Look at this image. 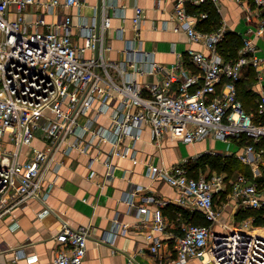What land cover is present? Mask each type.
<instances>
[{"label": "built area", "instance_id": "obj_1", "mask_svg": "<svg viewBox=\"0 0 264 264\" xmlns=\"http://www.w3.org/2000/svg\"><path fill=\"white\" fill-rule=\"evenodd\" d=\"M235 1L242 23L236 57L226 59L218 51L224 20L212 30L197 24L208 16L199 5L211 3L221 12V0H175L174 29L206 50L188 47L165 66L135 46L144 17L139 5L134 6V35L126 39L124 55L106 60L113 0H100L99 18L96 11L76 25L64 9L80 0H0V215L43 198L46 172L60 165L57 152L76 148L88 153L96 136L108 140L111 147L103 162L109 176L114 156L136 160L124 139L138 138L148 125L156 145L166 135L184 143L233 142V152H207L236 156L252 171V176L236 172L227 178L199 169L192 175L188 164L203 152L170 166L147 163L148 176L176 188L178 201L191 204L208 222L181 224L173 264L189 258L203 264H264V231L256 230L250 219L228 225L216 204L224 195L233 197L240 209L264 207V184L258 180L264 175V0ZM123 29L117 27L116 35L122 36ZM248 73L253 74V110L239 96V82ZM102 114L109 117L106 126L97 124ZM36 138L45 145H33ZM141 189L136 187L127 202L147 219L149 208L133 199ZM151 201L165 203L154 197ZM152 217L146 238L156 252L162 242L154 232L164 228L159 206ZM88 237V226L72 228L64 221L55 236L59 247L52 264H82Z\"/></svg>", "mask_w": 264, "mask_h": 264}, {"label": "crops", "instance_id": "obj_2", "mask_svg": "<svg viewBox=\"0 0 264 264\" xmlns=\"http://www.w3.org/2000/svg\"><path fill=\"white\" fill-rule=\"evenodd\" d=\"M99 1L80 0L78 5L64 11L73 15L76 25L79 20H88L96 13ZM113 2L116 8L110 10L111 26L107 35L111 47L104 53L106 60H119L124 55L126 39L134 35L131 18L135 5L144 8L135 46L150 52L157 62L169 66L188 47L206 50L203 44L190 42L183 31L174 29L175 0ZM221 2L226 29L240 30L238 4L234 0ZM120 26L124 28L122 36L116 35V28ZM75 29L78 31L77 27ZM76 41L80 42L81 37ZM147 78L153 79L151 76ZM109 122L108 115L102 114L97 124L106 126ZM94 143L96 145L88 153L76 148L65 153L57 152L55 159L60 165L57 170L51 168L46 172L43 198L29 199L0 215V264H52L59 247L55 236L64 221L72 228L88 226L87 252L82 264H173L181 224L194 223L198 220L196 215L200 214L201 218L202 214L191 204L179 202L177 198L181 194L172 185L148 176L147 163L170 166L187 157L191 159L208 150L199 148L203 141L184 143L166 135L156 145L151 140L150 127L143 125L138 138L124 139V146H127L128 153H134L136 160L130 156H114L115 164L109 176L103 160L111 143L98 136ZM180 144L190 147L187 155L177 152ZM33 145L43 147L45 144L36 138ZM26 150L24 148V152ZM140 186L142 189L133 195V199L136 205L149 208L147 219L137 214L135 207L131 210L127 202L130 193ZM151 197L165 203L152 202ZM227 198L230 202L222 208V219L233 225L235 212L230 208L239 206L233 197ZM157 206L161 209L164 228L154 234L162 244L156 252H151L146 234L152 229V213ZM183 264L203 263L197 258H189Z\"/></svg>", "mask_w": 264, "mask_h": 264}, {"label": "trees", "instance_id": "obj_3", "mask_svg": "<svg viewBox=\"0 0 264 264\" xmlns=\"http://www.w3.org/2000/svg\"><path fill=\"white\" fill-rule=\"evenodd\" d=\"M206 9L208 10V16L206 18H203L201 20H198L197 24L198 27L203 29V30H207L210 29H215L218 26H220L219 24V12L215 9V7H213V5H211V3H204L199 5V9ZM241 36L239 34V32L232 30V29H226L225 33H224V38L222 39V41L220 42V44L218 45V51L222 54V56H224L226 59L229 58H234L237 55V51L238 48L241 46ZM252 82H253V74L252 73H248L247 77H245L243 80H241L239 82V96L244 104V106L248 109V110H253L255 103H254V95L251 92V86H252ZM264 142V141H263ZM202 155L206 156V157H212L211 153H202L199 157L191 159V161L189 162V172L192 173V175H196L198 170L201 169L199 168L201 165V161L200 158L202 157ZM214 159L210 160L209 163L211 164V166H213L214 168H219L222 170L227 171V178H229V176L233 175L236 172H245V174L249 173L246 172L244 170L245 166H248L247 164L241 162L236 156H232V155H227V154H221V153H215L214 155ZM202 167V165H201ZM194 170V172H193ZM249 175V174H247ZM259 182H261L262 184H264V175H262L261 177H259ZM224 198V195L222 196ZM248 210L247 212V216L248 215H253L254 216V224L256 225H263L264 224V207L262 208H244V209H240L239 213L241 212V214L245 213V211ZM201 212V211H200ZM202 214V212H201ZM200 215V214H199ZM199 215H196V218L198 220H196L194 223L196 224H206L208 223L207 220L205 219V217L201 216V218H199ZM244 218V216L242 217ZM203 220V222H202Z\"/></svg>", "mask_w": 264, "mask_h": 264}, {"label": "rangeland", "instance_id": "obj_4", "mask_svg": "<svg viewBox=\"0 0 264 264\" xmlns=\"http://www.w3.org/2000/svg\"><path fill=\"white\" fill-rule=\"evenodd\" d=\"M234 2L237 5V3H236L235 0H234ZM222 3L223 2H221V4H220L221 5V12H219V16H220V18H219V21H220L219 24H221L223 22L224 18H225L222 15V12H223V5H222ZM241 28H242V25L238 27V29H241ZM207 30H210V29L207 28ZM5 139H8V137H6ZM5 144H6V142H5ZM201 147H204L205 148L204 150L213 148L214 150H216L218 152H226L227 150L233 152L234 150H236V146H235V144H233V142H227V141H224L222 139H215V140L206 139V140H203V143L201 144V146L199 148H201ZM189 151H190V147L187 146L186 144L185 145L184 144H180L179 145V148L177 149V152L180 155H182V156L187 155ZM169 153H171V150H169ZM204 153H208V152L207 151H204L203 154ZM213 155L214 154H212V153H211V156L212 157H206V156L202 155V157L200 158L202 167L200 165L199 168H201L202 170H205L206 172H217V173H222L224 175L225 174L227 175V173H228L227 171L222 170V169H219V168H214L213 166H211V164L209 163V161L214 159V156ZM244 170L246 172H249L247 174H249V175L252 176V174H251L252 171H251V169H250L249 166H245ZM242 173H245V172H242ZM227 199H228L227 197L226 198H223V197L217 198L216 199L217 206L220 207V208H223L227 202H230V200L229 199L227 200ZM230 209H232L235 212L233 214L234 217H233V220H232L234 224L237 223V222H239V221H242L244 219H247V220L250 219V221H251V223H252V225H253L254 228H259V229L262 228L264 230V224L263 225H256L253 222L254 221L253 220L254 219V216L251 215V214L247 216L248 210H246L245 213L241 214V212L239 213V210L240 209L238 207H236V206H234V208H230ZM230 215H231V212H230ZM243 216H244V218H242Z\"/></svg>", "mask_w": 264, "mask_h": 264}, {"label": "water", "instance_id": "obj_5", "mask_svg": "<svg viewBox=\"0 0 264 264\" xmlns=\"http://www.w3.org/2000/svg\"><path fill=\"white\" fill-rule=\"evenodd\" d=\"M100 1L99 3L97 4V18H99V15H100Z\"/></svg>", "mask_w": 264, "mask_h": 264}, {"label": "bare ground", "instance_id": "obj_6", "mask_svg": "<svg viewBox=\"0 0 264 264\" xmlns=\"http://www.w3.org/2000/svg\"><path fill=\"white\" fill-rule=\"evenodd\" d=\"M256 230H259L260 232H263L264 231L263 229H259V228H257Z\"/></svg>", "mask_w": 264, "mask_h": 264}]
</instances>
